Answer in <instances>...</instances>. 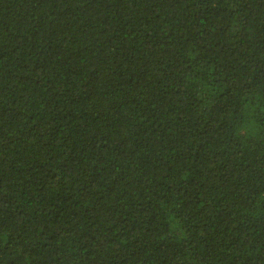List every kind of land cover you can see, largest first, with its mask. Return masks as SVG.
<instances>
[{
  "label": "trees",
  "instance_id": "trees-1",
  "mask_svg": "<svg viewBox=\"0 0 264 264\" xmlns=\"http://www.w3.org/2000/svg\"><path fill=\"white\" fill-rule=\"evenodd\" d=\"M0 264H264V0H0Z\"/></svg>",
  "mask_w": 264,
  "mask_h": 264
}]
</instances>
